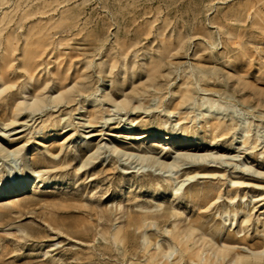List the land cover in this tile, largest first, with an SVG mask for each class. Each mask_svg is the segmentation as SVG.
Masks as SVG:
<instances>
[{
    "label": "rangeland",
    "instance_id": "rangeland-1",
    "mask_svg": "<svg viewBox=\"0 0 264 264\" xmlns=\"http://www.w3.org/2000/svg\"><path fill=\"white\" fill-rule=\"evenodd\" d=\"M1 149L0 264L264 251V0H0Z\"/></svg>",
    "mask_w": 264,
    "mask_h": 264
},
{
    "label": "bare ground",
    "instance_id": "bare-ground-1",
    "mask_svg": "<svg viewBox=\"0 0 264 264\" xmlns=\"http://www.w3.org/2000/svg\"><path fill=\"white\" fill-rule=\"evenodd\" d=\"M186 98H188V97H186ZM64 100V97L62 96V94H61V96H59V97H57V98H55V100L53 101V103H55V102H57V101H59V102H61V101H63ZM106 100L107 101H112V99L111 98H109V97H106ZM189 100H190V97H189ZM205 100V99H204ZM208 102V105H209V110H210V113L212 114L215 110H217V109H219V108H221V106L220 105H218L217 104V102L216 101H212V100H208L207 101ZM44 103V100L42 99V98H40V97H35V101H34V103L32 104L33 106H39V105H41V104H43ZM128 105V102H126V103H124V104H121V105H119L118 106V108H120V109H125V107ZM22 108V107H21ZM213 111V112H212ZM214 129H216V128H218L219 126L218 125H213L212 126ZM242 132L246 135L247 133H248V131H246L245 129H243L242 130ZM165 139L167 140V141H169L170 139H172L171 138V136H165ZM192 139H194V138H192ZM111 151L113 152V153H116V154H123V156H128L129 158L131 157V158H133V159H137V160H140L141 161V163H143V162H147L148 160H149V157H147V156H141V155H134V154H130V155H128L127 153H125V152H122L120 149H118L117 147H113L112 149H111ZM0 152H4V157H6L7 155H9L10 153L8 152V151H6V150H4V149H1L0 150ZM185 158H187V159H190V160H192L193 162H197V161H206L205 160V156H192V155H190V154H185V155H183ZM152 163H159L160 164V162H159V159L158 158H155V157H153L152 159ZM162 166V169L161 170H164V169H167V171H165V172H173L172 171V169L174 168V165L173 164H170V165H161ZM142 167H144L143 165H142ZM175 174H176V172H175ZM9 178H10V180L12 181V182H14V185L16 186L17 184H19V186L20 185H22V186H28V184H29V182H30V180L27 178V177H25V178H23V179H21L20 181H17L15 178H14V174H13V171L10 169L9 170ZM189 178V177H188ZM179 189H175V192L177 193V191H178ZM236 216L234 215V218H235ZM262 260H264V251H262V252H259V251H256V250H253L252 251V253H250V255H247V256H243V255H238V258L235 260V262L236 263H240V264H243V262L245 261L247 264H261V261ZM200 264H212L211 263V261H210V263H209V258H204V259H201L200 260Z\"/></svg>",
    "mask_w": 264,
    "mask_h": 264
}]
</instances>
